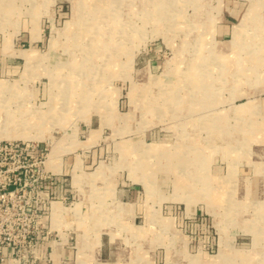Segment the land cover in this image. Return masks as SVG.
<instances>
[{
	"label": "rangeland",
	"instance_id": "obj_1",
	"mask_svg": "<svg viewBox=\"0 0 264 264\" xmlns=\"http://www.w3.org/2000/svg\"><path fill=\"white\" fill-rule=\"evenodd\" d=\"M228 13L238 14L237 42L214 32ZM204 89L208 95H194ZM190 96L207 102L209 114L184 120ZM247 106L258 107L248 119L253 131L242 128ZM179 124L214 161H225L224 182L249 177L255 196L200 194L201 181L190 177L195 169L172 161ZM88 138L98 140L94 147ZM13 140L47 149L48 158L56 150L80 158L74 178L65 175L71 195L56 193L55 181L31 178L46 205L45 240L31 257L6 264H51L39 256L59 233L51 205L111 203L116 177L127 176L152 182L142 200L154 211L178 203L201 209L207 223L187 240L155 216L154 229L128 234L136 239L128 243L132 263L264 264V0H0V141ZM87 155H96L95 163L87 164ZM180 171L188 187L168 179ZM54 217L70 246L101 235L102 228L88 226L93 215ZM77 217L85 225L71 224ZM156 247L180 258L158 263Z\"/></svg>",
	"mask_w": 264,
	"mask_h": 264
},
{
	"label": "crops",
	"instance_id": "obj_2",
	"mask_svg": "<svg viewBox=\"0 0 264 264\" xmlns=\"http://www.w3.org/2000/svg\"><path fill=\"white\" fill-rule=\"evenodd\" d=\"M237 15V13H228L223 15V17L219 21V24L214 28L215 34H221L224 36L232 33L234 36L233 41L237 42L240 36L239 32H236V30H238V28L240 27V25L236 24ZM248 60L249 59H244V64L247 63ZM248 76L251 77L252 73ZM257 76L260 78L262 77V74ZM203 79L204 77L200 78V80ZM250 81H253V79ZM202 94L208 95L209 91L207 89H204L194 92V95ZM198 98L201 97L198 96ZM192 99L194 100L192 101ZM204 99L206 100L207 98ZM200 102L201 100L196 101L193 96H190V102L187 108V112L184 113V120H187V118L191 120L195 119V117L189 116L202 115L204 113L209 114L208 103L205 102L202 106ZM257 108V106H247V112H243L244 118H246V124L243 125L242 128H245L246 126L247 130H255L254 127L249 126L248 119L250 121V118L255 115V111L257 110ZM210 111L212 112L215 110L213 109ZM234 113L235 116L239 115V110H236V112ZM172 130H176V136L173 137V139L177 143L173 146L180 148L179 151H175L176 153L171 154V156L174 155V160L172 161L174 162L176 167H183L184 165V169L187 167L195 169V173H193L194 175L191 174L190 177H193V179L195 180L201 181V184H199V186H201L203 192L200 190V194L205 192L206 194H212V196L220 195L223 196L221 200H224V194L232 196L236 193L239 196L245 195L248 199L253 198L252 196H255V186L253 187V185L248 182L249 177H245L248 180L243 179L240 182L238 179V184L234 182H228L229 180L224 182V180L229 179L224 176L225 167L223 166V164L225 161H214L212 159L213 155H208L207 150H205V144H203L202 142L197 143L195 141H192L189 138V128L185 127L183 124H179ZM240 130L243 131V129ZM93 134L91 136H93ZM91 140L93 139L88 138V141L85 142L87 147L92 146V144L95 146L98 141L95 140L93 142ZM228 144H231V142H228ZM225 146H227V144ZM82 151L84 152V154L90 152L89 150ZM93 151L97 152L99 151V149L97 148ZM51 153L52 150L50 151V154ZM182 153H185L183 159L180 158ZM167 154L170 155L169 153ZM95 157L96 155H87L85 157L87 164H90V162H92V164L95 163ZM79 158L80 155H74L69 158L66 155H60V152L58 150L54 152L53 158H51L49 155V159L47 161V170L54 176V185H57L56 193L61 195H69L70 193H74L73 186V191L65 189V175H70L73 177L74 173L76 172L75 169L78 165ZM184 169L181 168V171ZM181 171L178 174L175 172L174 176H170L168 177V179L171 181L175 178L176 181L174 182V186L178 188L188 187V185L185 184L184 181L179 180V178L183 176L181 175ZM231 172L233 171L231 170ZM185 173L186 174L184 175L188 174L187 172ZM116 180L117 181L115 184L114 198L111 200V203H104L103 205L94 208L89 206L87 210L85 209V207L79 205H74L75 208H69L65 206L67 205V203L62 202L53 203L51 205V209L49 211L50 224L51 227L57 230V232L59 233L56 236L57 240L50 241L47 239L48 241L46 242V244L41 248V250H39V256L41 259H47L50 256L51 261L49 263L51 264H138L132 263L133 256L131 255V249L128 247V243L135 242L136 239L133 241L132 238H129L128 234L130 235V233L134 232V235H136L137 233H135V231L137 232L139 231V228L143 227H151L154 229L156 226H158V224H153V221H155V216H161V218L163 217L160 223L164 228L165 225H168V227L171 229L172 227L178 229L187 240L195 238V233L199 235L201 234L202 229L206 228L207 223L203 219L204 216L201 209L195 208L194 210L188 212L187 209L183 210L181 204L179 205L178 203H174L170 206H166V211L163 213V209H157L156 211H154L151 207L145 205L142 200V195H144L145 197V194H150L152 192L151 187H149L152 182L150 184L149 182L143 184L139 179H132L128 176L127 178L116 177ZM220 180L223 181L220 182ZM213 182L217 184L216 189H213L209 186V183ZM261 192L262 191L260 190L259 194H261ZM228 201H232V199L229 198ZM55 204L57 205L59 211L54 210ZM62 205L64 206L63 208L61 207ZM63 211L64 213L70 212V216L73 218L77 215H83L84 213L88 214L89 216L93 215V218L89 220L88 226L102 228L100 237L93 241L87 240L89 244H81L80 242H82V240L76 238V245L70 246L68 243H66V235L63 234L60 230L59 221L57 222V220H55L56 218L54 217L55 215L56 217L61 218L63 216ZM166 213L169 216H167ZM84 221L85 220L83 217L82 219H79L77 217L75 220H72L71 224H75V226H83L85 225ZM143 241L144 240H142L141 242ZM203 242H205V240ZM90 247L92 248V250H90ZM155 249H157L155 251L157 252L155 259L158 260V263L160 261L167 263V260H170L172 256L174 258L176 257V259L180 258V254L175 256L171 250L160 251L157 247ZM50 251L52 252L51 254H49ZM159 258L162 260H159Z\"/></svg>",
	"mask_w": 264,
	"mask_h": 264
},
{
	"label": "built area",
	"instance_id": "obj_3",
	"mask_svg": "<svg viewBox=\"0 0 264 264\" xmlns=\"http://www.w3.org/2000/svg\"><path fill=\"white\" fill-rule=\"evenodd\" d=\"M48 159L38 145L0 141V264L31 257L45 240L46 205L30 180L54 181Z\"/></svg>",
	"mask_w": 264,
	"mask_h": 264
},
{
	"label": "bare ground",
	"instance_id": "obj_4",
	"mask_svg": "<svg viewBox=\"0 0 264 264\" xmlns=\"http://www.w3.org/2000/svg\"><path fill=\"white\" fill-rule=\"evenodd\" d=\"M247 111V108H246V110H245V112ZM218 129V128H217ZM222 131V130H221ZM222 138V137H221ZM218 139V138H217ZM247 140V139H246ZM104 169V168H103ZM99 170H101V169H99ZM100 178V177H99ZM213 185V184H212ZM55 207H56V205H55ZM55 209H58V207H56ZM54 209V210H55Z\"/></svg>",
	"mask_w": 264,
	"mask_h": 264
}]
</instances>
